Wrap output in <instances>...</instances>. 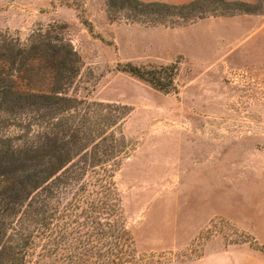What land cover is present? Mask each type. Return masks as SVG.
<instances>
[{
	"label": "rangeland",
	"instance_id": "rangeland-1",
	"mask_svg": "<svg viewBox=\"0 0 264 264\" xmlns=\"http://www.w3.org/2000/svg\"><path fill=\"white\" fill-rule=\"evenodd\" d=\"M39 30L81 59L70 93L130 107L115 181L143 264H264V8L167 27L105 0H0V31L27 43ZM128 63L175 64L174 89Z\"/></svg>",
	"mask_w": 264,
	"mask_h": 264
},
{
	"label": "trees",
	"instance_id": "trees-1",
	"mask_svg": "<svg viewBox=\"0 0 264 264\" xmlns=\"http://www.w3.org/2000/svg\"><path fill=\"white\" fill-rule=\"evenodd\" d=\"M105 1L110 15L167 27L264 8V0ZM120 66L160 91L175 87V64ZM80 67L72 45L49 30L27 43L0 31V264L144 263L115 181L130 149L122 131L130 107L70 93Z\"/></svg>",
	"mask_w": 264,
	"mask_h": 264
}]
</instances>
